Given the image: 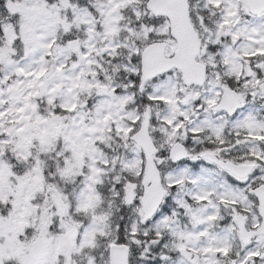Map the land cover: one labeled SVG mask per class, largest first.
Here are the masks:
<instances>
[{
  "label": "snow or ice",
  "instance_id": "6c2138e0",
  "mask_svg": "<svg viewBox=\"0 0 264 264\" xmlns=\"http://www.w3.org/2000/svg\"><path fill=\"white\" fill-rule=\"evenodd\" d=\"M0 264H264V0H0Z\"/></svg>",
  "mask_w": 264,
  "mask_h": 264
}]
</instances>
